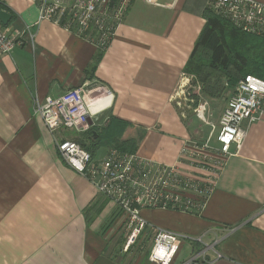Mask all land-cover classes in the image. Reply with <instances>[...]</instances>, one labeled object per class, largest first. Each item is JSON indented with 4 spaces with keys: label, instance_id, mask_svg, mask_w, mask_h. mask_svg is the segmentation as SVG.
<instances>
[{
    "label": "crops",
    "instance_id": "crops-1",
    "mask_svg": "<svg viewBox=\"0 0 264 264\" xmlns=\"http://www.w3.org/2000/svg\"><path fill=\"white\" fill-rule=\"evenodd\" d=\"M158 2L133 0L100 50L39 21L30 0H0L11 15L1 26L29 28L32 38L0 55V264H158L149 259L156 229L179 239L170 264H264V114L227 159L200 214L142 209L147 225L128 248L120 210L57 151L59 142L74 141L101 159L113 148L101 142L105 130L107 140L132 143L140 158L172 166L185 139L208 138L175 101L205 25V0ZM80 87L107 92L92 129L50 133L35 104Z\"/></svg>",
    "mask_w": 264,
    "mask_h": 264
},
{
    "label": "built area",
    "instance_id": "built-area-1",
    "mask_svg": "<svg viewBox=\"0 0 264 264\" xmlns=\"http://www.w3.org/2000/svg\"><path fill=\"white\" fill-rule=\"evenodd\" d=\"M30 1L38 9L39 21L62 26L96 48L105 50L133 0ZM142 1L162 6L158 0ZM205 8L235 29L264 38V0H205ZM28 36L31 38L29 28L11 32L0 24V55L10 54L14 48L23 45ZM97 90L80 87L56 98L46 97L43 102L35 104L34 114L41 118L50 133L58 129L85 133L92 127L91 118L100 113V109L91 108L107 96L105 90ZM263 114L264 80L247 75L236 83L217 124L210 125L208 138L205 141L185 139L175 165H159L116 149H110L103 158L95 159L77 142L68 140L59 142L57 151L70 169L120 210L129 231L126 239L128 248L147 225L141 216L142 209L200 214L227 159L240 149L248 127L260 120ZM213 137L216 146L215 143L210 145ZM178 240L176 234L156 229L150 261L170 264L178 248Z\"/></svg>",
    "mask_w": 264,
    "mask_h": 264
},
{
    "label": "trees",
    "instance_id": "trees-1",
    "mask_svg": "<svg viewBox=\"0 0 264 264\" xmlns=\"http://www.w3.org/2000/svg\"><path fill=\"white\" fill-rule=\"evenodd\" d=\"M202 15L205 25L194 44L184 73L197 79L203 90H209L206 92L208 97L216 96L220 79L228 80L231 86L247 75L264 80V38L235 29L206 8ZM106 135L107 131L103 130L99 136L103 145L111 144L112 149L134 153L132 143L107 140ZM80 146L89 152L87 147Z\"/></svg>",
    "mask_w": 264,
    "mask_h": 264
},
{
    "label": "rangeland",
    "instance_id": "rangeland-1",
    "mask_svg": "<svg viewBox=\"0 0 264 264\" xmlns=\"http://www.w3.org/2000/svg\"><path fill=\"white\" fill-rule=\"evenodd\" d=\"M184 77L186 78L185 85L178 87L176 91L177 96L175 97V101L179 104L178 109L188 118V122L192 121L194 126H198L199 133L202 130L208 134L207 131H210L211 126L209 128V126H205L203 123L210 125L217 123L221 111L235 86H231L226 79H220V88L216 89L218 93H216L215 97H208L206 92L210 91L206 90V88L203 90V86L197 79L186 74ZM199 113L202 115H199ZM214 143L215 139L213 137L210 140V145ZM214 146H216V143Z\"/></svg>",
    "mask_w": 264,
    "mask_h": 264
},
{
    "label": "water",
    "instance_id": "water-1",
    "mask_svg": "<svg viewBox=\"0 0 264 264\" xmlns=\"http://www.w3.org/2000/svg\"><path fill=\"white\" fill-rule=\"evenodd\" d=\"M11 19V15L8 14L6 11L0 9V24L2 26H7Z\"/></svg>",
    "mask_w": 264,
    "mask_h": 264
},
{
    "label": "bare ground",
    "instance_id": "bare-ground-1",
    "mask_svg": "<svg viewBox=\"0 0 264 264\" xmlns=\"http://www.w3.org/2000/svg\"><path fill=\"white\" fill-rule=\"evenodd\" d=\"M104 100V99H103ZM102 100V101H103ZM106 101V100H105ZM106 102H108V101H106ZM101 103V102H100ZM95 104L91 109H93V110H95V109H98V108H100L101 106H102V103L101 104Z\"/></svg>",
    "mask_w": 264,
    "mask_h": 264
}]
</instances>
